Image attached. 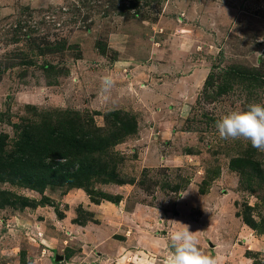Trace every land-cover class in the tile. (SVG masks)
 Returning <instances> with one entry per match:
<instances>
[{
	"label": "rangeland",
	"instance_id": "obj_1",
	"mask_svg": "<svg viewBox=\"0 0 264 264\" xmlns=\"http://www.w3.org/2000/svg\"><path fill=\"white\" fill-rule=\"evenodd\" d=\"M255 52L264 0H0V264H166L167 221L264 264V152L215 127L264 104ZM62 147L79 182L24 163Z\"/></svg>",
	"mask_w": 264,
	"mask_h": 264
},
{
	"label": "clouds",
	"instance_id": "obj_2",
	"mask_svg": "<svg viewBox=\"0 0 264 264\" xmlns=\"http://www.w3.org/2000/svg\"><path fill=\"white\" fill-rule=\"evenodd\" d=\"M254 54L257 58H264V54L259 52ZM112 83L110 78L105 77L102 81V90L108 91ZM215 127L221 139H245L254 149L264 152V104L253 103L246 110L230 112L218 120ZM46 162L51 163V159ZM167 222L178 224L180 230L171 234V247L174 251L166 264H218L215 257L199 249L196 238L198 231L192 232L190 225L177 221ZM246 264H253V261L249 258Z\"/></svg>",
	"mask_w": 264,
	"mask_h": 264
},
{
	"label": "trees",
	"instance_id": "obj_3",
	"mask_svg": "<svg viewBox=\"0 0 264 264\" xmlns=\"http://www.w3.org/2000/svg\"><path fill=\"white\" fill-rule=\"evenodd\" d=\"M66 133H67V131L63 132V133H58V134H60L59 138L65 137ZM30 140H31L30 141L31 145L33 147H36L34 145V142H32V141H36V140L31 139V138H30ZM67 145H70V147H72V148H76L78 146L74 138H70L68 144L64 143V146H67ZM76 154L77 153H75L72 149H68L65 147L60 148L57 152L51 153V156H61V157L68 159L70 161V165H74V161H78V169H76L72 173H65L64 175H62L63 171H64V169H63L64 167L61 164H59L55 169L50 170L52 164L46 163L44 160V156L42 154H34L33 152L30 151L29 153L26 154V156L24 158V163L29 164L28 167L32 168L31 165L34 163V161L38 162V165L36 166L37 169H39L41 171L49 172V173L50 172L51 173H57L58 176H62L65 178L66 183L71 184V183L79 182V181L75 180L76 177L79 178L80 173L86 171L85 165L81 162L82 158H80V156L77 158ZM7 159H9V157H4L2 160H7ZM11 159H12V157H11ZM13 166L14 165H11V168H14ZM30 174L32 175V177H29L26 180L27 184H30L33 186H38V187H41L44 185L43 179H40V178L35 176V175H37L36 171H34V172L29 171L28 175H30Z\"/></svg>",
	"mask_w": 264,
	"mask_h": 264
},
{
	"label": "crops",
	"instance_id": "obj_4",
	"mask_svg": "<svg viewBox=\"0 0 264 264\" xmlns=\"http://www.w3.org/2000/svg\"><path fill=\"white\" fill-rule=\"evenodd\" d=\"M78 227V226H77ZM80 229H84V227H79ZM86 229V228H85ZM87 238V236H85L83 239H86ZM138 239V238H137ZM141 241V240H140ZM139 241V242H140ZM141 243V242H140Z\"/></svg>",
	"mask_w": 264,
	"mask_h": 264
}]
</instances>
